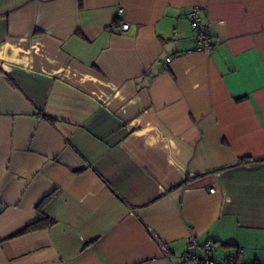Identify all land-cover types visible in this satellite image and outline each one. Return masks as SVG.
<instances>
[{"label":"crops","instance_id":"1","mask_svg":"<svg viewBox=\"0 0 264 264\" xmlns=\"http://www.w3.org/2000/svg\"><path fill=\"white\" fill-rule=\"evenodd\" d=\"M261 157L264 0H0V264H264Z\"/></svg>","mask_w":264,"mask_h":264},{"label":"built area","instance_id":"2","mask_svg":"<svg viewBox=\"0 0 264 264\" xmlns=\"http://www.w3.org/2000/svg\"><path fill=\"white\" fill-rule=\"evenodd\" d=\"M120 11V9H119ZM188 19L191 27L195 30V41L199 48L204 51H211L213 45L211 43L212 33L210 30V24L204 20L201 16V8L195 7L188 13ZM120 28L122 30L128 28L127 23H121ZM211 191L214 189L211 188ZM161 244L163 251L167 252V248L164 244ZM187 253L184 259L195 260L197 264H240L237 253H230L224 258H217L213 255V242L211 240L205 242L202 245L204 255H199L198 245L195 243L192 237L187 239Z\"/></svg>","mask_w":264,"mask_h":264},{"label":"trees","instance_id":"3","mask_svg":"<svg viewBox=\"0 0 264 264\" xmlns=\"http://www.w3.org/2000/svg\"><path fill=\"white\" fill-rule=\"evenodd\" d=\"M248 161H264V157L261 158H240L238 163L248 162ZM50 199V196L44 197L35 207V219L28 226L21 229L18 234L25 233L31 230L39 229L45 226H48L54 222L53 219L48 217L44 212V206L47 201Z\"/></svg>","mask_w":264,"mask_h":264}]
</instances>
